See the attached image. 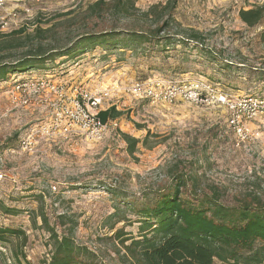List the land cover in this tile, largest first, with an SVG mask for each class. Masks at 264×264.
<instances>
[{
  "label": "rangeland",
  "instance_id": "374dc122",
  "mask_svg": "<svg viewBox=\"0 0 264 264\" xmlns=\"http://www.w3.org/2000/svg\"><path fill=\"white\" fill-rule=\"evenodd\" d=\"M99 1L111 8L116 0L0 8V64L50 58L0 76V225L19 232L0 245V264L47 262L52 233L70 235L103 264H126L120 241L139 238L142 213L178 184L193 204L212 193L229 207L253 195L264 203V20L247 27L239 18L264 0H138L127 14L93 12ZM104 33L111 36L78 41ZM191 33L198 45L178 42ZM33 82L54 89H16ZM200 82L211 86L204 101L186 99ZM136 84L156 100L133 94ZM84 96L100 99L99 112L121 113L100 139L75 126L63 132ZM249 100L259 105L250 109ZM123 134L139 140L132 153Z\"/></svg>",
  "mask_w": 264,
  "mask_h": 264
},
{
  "label": "trees",
  "instance_id": "16d2710c",
  "mask_svg": "<svg viewBox=\"0 0 264 264\" xmlns=\"http://www.w3.org/2000/svg\"><path fill=\"white\" fill-rule=\"evenodd\" d=\"M135 1L138 0H116L111 8L105 2L99 1L91 10L100 12L112 9L117 14H127L133 9ZM165 8L166 6L161 10ZM239 18L247 27L260 25L264 20V8L240 10ZM165 27L163 23L154 30L153 35L158 43L165 39L158 37ZM191 34L178 42L181 44L191 41L198 45L200 35ZM132 35L142 42L151 40L147 34ZM110 36L107 33L86 35L78 41L94 43ZM48 56L35 53L17 60L14 64H0V76L15 70L22 72L31 69L37 62L49 60ZM120 116L121 113L114 107L98 113L102 123ZM122 137L127 144V150L132 153L139 140L125 134ZM180 187L178 184L174 190L162 194L152 208L142 213L139 238L120 241L125 251L122 258L126 264H215V261L222 264H264V203L260 198L253 195L239 205L229 207L221 204L216 193H212L193 196L197 201L193 204L181 199ZM5 213H10V210L6 209ZM18 234L17 230L0 225V245L5 246L11 236ZM121 236L120 232L115 234L118 239ZM50 238L52 250L49 260L43 264H103L86 247L76 245L70 235L57 236L52 233ZM128 241L129 244L126 245Z\"/></svg>",
  "mask_w": 264,
  "mask_h": 264
},
{
  "label": "built area",
  "instance_id": "2783aa9c",
  "mask_svg": "<svg viewBox=\"0 0 264 264\" xmlns=\"http://www.w3.org/2000/svg\"><path fill=\"white\" fill-rule=\"evenodd\" d=\"M7 0H0V8H2ZM28 88L34 89L33 92H39L43 90H47L48 88L50 90L54 89V86L49 83H40V82H33V83H20L17 85V90H20L21 92H24V90ZM48 89V91H49ZM211 90L210 85L203 84L200 82L198 85H189L188 92L184 93V97L188 100H191L195 103L203 102L205 99L206 94L209 93ZM133 94L138 96H144L148 95L154 98L156 100V95H154L152 92H147V90H142L140 84H136L132 91ZM177 99V94L175 92L170 91L167 93L166 96L163 97V100L172 103ZM85 103L80 104L79 102H75L74 106L72 108L71 113L69 114V117L66 121V123L63 124V132L67 133L71 130L72 126L77 127L79 130H81L86 138H89L91 140H97L102 138L106 132L109 129V121L107 123H102L100 119L98 118L99 111L97 110L100 105V99L93 98V97H86L84 96ZM220 103H222L223 106L229 107V109H232L233 106L228 105L226 102V98L221 96L218 100ZM250 105L249 108H256L259 103L252 102V100H249L248 102ZM233 122V121H232ZM1 177V176H0Z\"/></svg>",
  "mask_w": 264,
  "mask_h": 264
}]
</instances>
